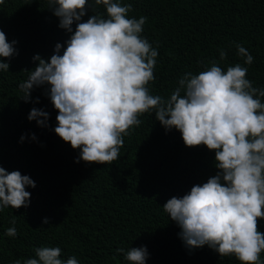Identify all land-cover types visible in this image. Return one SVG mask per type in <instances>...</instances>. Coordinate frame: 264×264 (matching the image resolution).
Returning <instances> with one entry per match:
<instances>
[{"label": "trees", "instance_id": "16d2710c", "mask_svg": "<svg viewBox=\"0 0 264 264\" xmlns=\"http://www.w3.org/2000/svg\"><path fill=\"white\" fill-rule=\"evenodd\" d=\"M89 2L84 21L92 14L106 15L103 5ZM120 2L132 4L129 18H148L141 35L159 53L150 94L169 98L184 74L206 70L221 49L228 57L218 66L226 71L239 63L248 68L246 78L253 87L264 89V0ZM59 23L48 0L0 4V30L9 43L18 42L17 55L0 57L10 64L9 70H0V166L36 183L26 189L31 193L28 207L0 211V264H23L38 247H60L61 259L75 256L79 264H129L117 249L141 247L147 248L146 264H241L207 245L186 246L180 227L163 209L170 198L182 197L217 173L214 151L186 146L182 134L175 128L167 131L151 110L123 137L119 159L105 165L77 163L80 150L54 131L58 110L48 95L50 86L35 87L31 100L24 99L19 85L39 64L33 57L50 60L57 43L67 46L71 34ZM236 43L254 57L252 65L238 56ZM33 108L49 113L45 126L29 121ZM14 216L15 238L5 234ZM258 228L264 233V219ZM260 258L264 262V252Z\"/></svg>", "mask_w": 264, "mask_h": 264}, {"label": "clouds", "instance_id": "9594fccd", "mask_svg": "<svg viewBox=\"0 0 264 264\" xmlns=\"http://www.w3.org/2000/svg\"><path fill=\"white\" fill-rule=\"evenodd\" d=\"M48 4L70 39L66 47L55 45L50 60L36 54L33 59L39 64L19 89L30 101L35 87L50 86L48 95L58 110L54 131L80 150L76 162L105 165L116 161L123 137L141 124L138 117L155 110L162 126L178 130L186 146L204 145L215 152L217 173L163 205L180 227L186 246L207 245L220 257L234 255L241 264H264L260 258L264 233L258 228L264 219V89L253 87L246 78L248 68L237 63L223 70L218 65L227 60L228 53L221 49L218 60L209 61L206 70L184 74L169 98L152 95L148 85L155 79L159 53L141 35L147 17L129 18L133 6L120 0H93L95 6H104L106 15L92 14L86 21L83 17L92 7L89 0H48ZM17 43H9L0 30V57L17 55ZM235 47L244 64L252 65L249 51L239 43ZM9 67L0 60V70ZM48 118L49 113L36 108L28 116L40 126ZM29 186L36 187L30 176L0 166V211L9 206L28 207ZM11 223L5 234L15 238V216ZM117 252L129 264H146L148 258L146 247L118 248ZM61 253L60 247H38L35 257L23 264H79L75 256L61 259Z\"/></svg>", "mask_w": 264, "mask_h": 264}]
</instances>
